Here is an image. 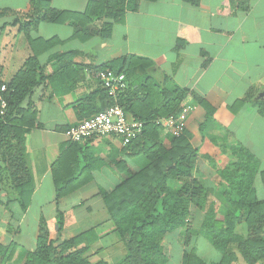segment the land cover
<instances>
[{
    "label": "crops",
    "instance_id": "obj_1",
    "mask_svg": "<svg viewBox=\"0 0 264 264\" xmlns=\"http://www.w3.org/2000/svg\"><path fill=\"white\" fill-rule=\"evenodd\" d=\"M90 1L94 0H50L49 5L81 13ZM133 1L136 9L126 10L107 40L94 33L101 20L89 27L88 39L75 37L71 23L40 22L29 31L32 38L55 37L61 43L41 55L46 80L29 97L36 123L24 136L33 179L25 210L6 175L0 181V245L14 242L19 247L13 260L4 264H25L26 254L36 248L40 227L55 239L59 222L63 228L55 245L93 229L97 240L85 254L89 262L114 264L125 257L126 248L102 197L128 171L142 169L146 159L127 156L125 145L114 135L80 144L71 143L65 135L70 126L82 121L76 118L73 105L100 87L95 75L99 67L123 55L151 61L148 74L155 83L169 89L178 86L205 99L214 108L213 121L205 129L206 141L216 137L228 146L233 142L244 146L257 158L259 170H264V114L258 108L264 105V0H200L196 6L185 0ZM28 9L29 0H0V83H8L31 53L18 25L12 23L15 12ZM243 99L232 111L233 103ZM94 102L99 104L100 98ZM201 115L195 105L186 127L191 144L198 149L206 146L197 129ZM163 136L167 147L170 135L164 132ZM61 158L56 175L60 184L65 182L72 190L57 198L53 166ZM200 163L198 157L197 172L205 170ZM259 185L264 192L260 181ZM179 187L174 184L175 189Z\"/></svg>",
    "mask_w": 264,
    "mask_h": 264
},
{
    "label": "trees",
    "instance_id": "obj_2",
    "mask_svg": "<svg viewBox=\"0 0 264 264\" xmlns=\"http://www.w3.org/2000/svg\"><path fill=\"white\" fill-rule=\"evenodd\" d=\"M185 1L196 6L200 0ZM49 3L50 0H29L28 11L15 12L12 23L18 25L31 53L8 83H0L6 86L7 101L6 113L0 116V181L6 175L22 210L29 205L33 191L24 149V136L36 123V111L29 97L46 80L41 55L61 43L55 37L32 38L30 29L40 22L71 23L76 27L75 37L88 39L92 35L89 27L95 20H101L100 28L94 29V33L107 40L113 24L123 20L126 10H134L137 6L133 0H94L78 13L52 9ZM152 67L151 61L135 55H123L99 67L125 75L127 88L117 97L116 103L132 119L143 123L141 134L126 144L123 151L127 156L142 155L146 165L137 172L128 171L126 178L102 197L127 251L117 264H165L161 240L185 226L191 206L203 214L199 233L221 256L217 262L207 263L195 252H185L184 264H235L239 257L244 264L264 262V199L258 198L254 188L257 178L264 188V170H259L255 157L242 146L235 143L228 146L224 140L210 138L212 147L219 146L223 154L230 150L232 157L221 168L213 165L228 187L225 199L231 206L218 217L215 204H208L206 187L194 176L199 149L191 144L190 133L185 130L179 136L170 135L166 147L162 143L160 123V119L177 116L181 103L191 96L193 103L202 110L197 129L204 145L207 143L205 129L213 121L214 108L196 93L155 83L148 74ZM131 78H136V82H130ZM96 97L100 98L97 105ZM245 101H236L231 110L236 111ZM114 103L100 86L87 98L77 101L73 109L76 118L84 120ZM258 108L259 113L264 114V105L259 104ZM61 161L62 158L53 166L57 198L72 190L65 182L60 184L62 181L56 175ZM209 163H213V159L209 158ZM172 181L180 187L173 189ZM242 223L248 231L246 237L236 233ZM62 228L59 222L56 238L50 239L48 229L41 226L36 248L26 254L25 264H108L105 261L91 263L85 255L97 240L93 229L55 245L60 240ZM18 248L14 242L7 247L0 245L1 263L11 262Z\"/></svg>",
    "mask_w": 264,
    "mask_h": 264
},
{
    "label": "rangeland",
    "instance_id": "obj_3",
    "mask_svg": "<svg viewBox=\"0 0 264 264\" xmlns=\"http://www.w3.org/2000/svg\"><path fill=\"white\" fill-rule=\"evenodd\" d=\"M189 98H186V100L181 103V106H191L193 110L195 105L192 98ZM164 132L168 133L163 127V139L165 137L163 136ZM242 147L245 148L244 146ZM213 148H216V151H213ZM229 152L230 150H225L224 154L221 153V148L219 146L212 147L209 140L207 141L206 146L203 149L200 148L198 151V157L201 162L200 168L202 165L203 167H205V170L201 169L198 170V172L196 170L197 174H195L194 176L200 183H202L206 187L208 191V204H215L216 214L218 215V217L226 209H230L231 206L225 199V192L228 191V187L224 185L223 180L217 175L216 168H214V166L216 165L217 168H221L224 164H227V162H229V160L232 158L229 156ZM252 155L255 157L254 154ZM209 158L213 159V163H209ZM255 159L257 161L256 157ZM255 182L256 183H254V188L256 190L258 198L264 199V192L262 191V189H260L261 185H259V181ZM175 183L177 182H170V186L173 189H175ZM202 216V212L191 206L190 216L187 218L185 226L170 234H166L163 237V239L161 240V244L163 247V258L165 260V264H184L183 254L185 252H195L204 262L207 263L217 262L220 259V253L215 250L214 247L199 233ZM236 233L242 237H246L248 234L246 225L243 223L239 225L236 229ZM117 262L118 261H114V264H117ZM235 264L244 263L239 257L236 260ZM258 264H264V262H259Z\"/></svg>",
    "mask_w": 264,
    "mask_h": 264
},
{
    "label": "built area",
    "instance_id": "obj_4",
    "mask_svg": "<svg viewBox=\"0 0 264 264\" xmlns=\"http://www.w3.org/2000/svg\"><path fill=\"white\" fill-rule=\"evenodd\" d=\"M96 78L108 96L115 103L93 116L70 126L65 135L71 142L84 143L99 136L114 135L120 138L123 145L128 144L141 134L143 123L132 119L116 103L117 97L127 88V82L123 73H117L112 69H99ZM6 86H0V116L6 113L7 101L4 96ZM192 110L191 106H182L177 116H171L162 120V126L172 136L181 135L187 127V119Z\"/></svg>",
    "mask_w": 264,
    "mask_h": 264
}]
</instances>
